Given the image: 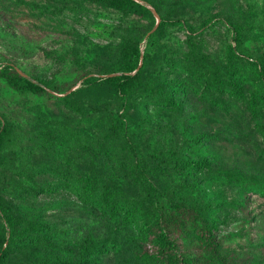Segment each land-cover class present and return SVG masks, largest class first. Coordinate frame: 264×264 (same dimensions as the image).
<instances>
[{"label": "rangeland", "instance_id": "rangeland-1", "mask_svg": "<svg viewBox=\"0 0 264 264\" xmlns=\"http://www.w3.org/2000/svg\"><path fill=\"white\" fill-rule=\"evenodd\" d=\"M132 1L0 0V264H264V0Z\"/></svg>", "mask_w": 264, "mask_h": 264}, {"label": "trees", "instance_id": "trees-1", "mask_svg": "<svg viewBox=\"0 0 264 264\" xmlns=\"http://www.w3.org/2000/svg\"><path fill=\"white\" fill-rule=\"evenodd\" d=\"M101 4L108 6V7H113L116 8L118 10H121L123 12H128V13H134L137 15H151L150 11L145 8L144 6L135 3L132 0H99ZM236 29H238V25L236 26ZM156 31V30H155ZM154 31V32H155ZM238 31V30H237ZM138 52H136V54H134V56H129L128 61L130 62L127 66H125V70L129 71V70H133L137 68V63H138ZM229 58L230 54H229ZM0 76L4 79L5 83L11 87L12 89L21 92V93H25L27 91H36L37 88L39 87L38 84H36L35 82L30 81L29 79L25 78L24 76H22L21 74H19L15 69L9 67H5L3 69H1L0 71ZM126 76L122 75L119 78H116L115 80L111 81L112 83H116L113 85H117V86H123L124 84H122L125 80ZM109 81L106 79L103 80H99L98 84L102 85V86H109L112 84L108 83ZM230 96H233L237 99H243L244 98V94L243 92L237 88L234 90H228L226 91ZM257 104H261L264 105V97L263 96H258V95H253L251 97V99L248 101V108L252 113H256L257 111ZM0 136L2 135L3 132V128L0 129ZM187 165L189 167H203V163L202 161H198V162H187ZM135 214L130 211V210H126L124 212V218L127 222H133V219L135 218ZM212 232L216 233L218 230V224H213V228H212ZM164 239V238H163ZM167 245H172L170 244V242L166 241ZM173 246V245H172ZM54 264H70L68 263L66 260H58L56 261Z\"/></svg>", "mask_w": 264, "mask_h": 264}]
</instances>
